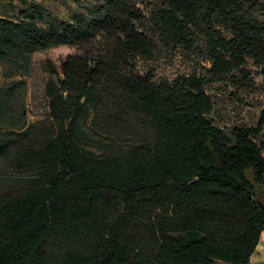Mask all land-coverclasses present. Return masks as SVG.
<instances>
[{"label": "trees", "instance_id": "obj_1", "mask_svg": "<svg viewBox=\"0 0 264 264\" xmlns=\"http://www.w3.org/2000/svg\"><path fill=\"white\" fill-rule=\"evenodd\" d=\"M94 1L90 18L49 19L25 1L17 19L0 18V61L16 66L100 45L58 66L45 58L49 125L0 132V158L13 151L24 183L0 197V264H247L264 231V139L252 140L264 110L254 128L227 136L207 119L200 84L130 69L153 47L136 29L135 0ZM166 1L164 30L193 25L203 11L229 30L228 40L213 36L217 66L222 52L235 66L244 57L264 64V25L242 16L244 0ZM87 109L101 133L129 144L124 152L82 145Z\"/></svg>", "mask_w": 264, "mask_h": 264}, {"label": "rangeland", "instance_id": "obj_2", "mask_svg": "<svg viewBox=\"0 0 264 264\" xmlns=\"http://www.w3.org/2000/svg\"><path fill=\"white\" fill-rule=\"evenodd\" d=\"M23 1L40 4L50 14L49 19L58 21H69L74 14L90 18L92 7L97 4L94 0H0V18L17 19V11L24 6ZM134 2L143 13V20L136 24V29L148 37L153 47L150 56L135 58L130 69L139 75L150 76L155 82L190 79L200 84L211 104L207 119L227 136L236 128H254L264 110V79L261 74L264 64L244 57L235 66L229 54L222 52L221 66H217L213 58L216 53L213 36L219 35L226 40L231 36L214 16H205V11L193 25L184 24L181 30L168 26L164 30L160 26V18L171 10L168 1ZM241 14L245 19L264 25V0H244ZM39 24L44 26L46 20ZM99 46L96 42L63 46L46 55L34 54L19 66L0 61V132L10 131L5 127L11 124H23L22 130L49 125V102L44 93L47 76L41 69L45 58L58 66L60 57L91 54ZM222 67L226 71H222ZM98 121L92 110L87 109V117L83 121L86 135L82 145L95 154L103 150L124 152L129 144L101 133ZM94 122L99 129L93 126ZM263 139L264 129L259 136L252 137L257 144ZM12 158L13 151L0 158V197L24 186L22 175L11 166Z\"/></svg>", "mask_w": 264, "mask_h": 264}, {"label": "crops", "instance_id": "obj_3", "mask_svg": "<svg viewBox=\"0 0 264 264\" xmlns=\"http://www.w3.org/2000/svg\"><path fill=\"white\" fill-rule=\"evenodd\" d=\"M213 264H227L224 262L216 261ZM247 264H264V231L260 233L258 244L249 258Z\"/></svg>", "mask_w": 264, "mask_h": 264}]
</instances>
